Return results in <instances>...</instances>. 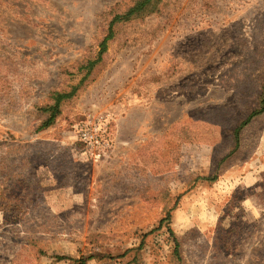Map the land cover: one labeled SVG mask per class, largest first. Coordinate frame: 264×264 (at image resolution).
Wrapping results in <instances>:
<instances>
[{"label": "rangeland", "instance_id": "374dc122", "mask_svg": "<svg viewBox=\"0 0 264 264\" xmlns=\"http://www.w3.org/2000/svg\"><path fill=\"white\" fill-rule=\"evenodd\" d=\"M131 2L0 0V264H264V0H159L80 70Z\"/></svg>", "mask_w": 264, "mask_h": 264}, {"label": "trees", "instance_id": "16d2710c", "mask_svg": "<svg viewBox=\"0 0 264 264\" xmlns=\"http://www.w3.org/2000/svg\"><path fill=\"white\" fill-rule=\"evenodd\" d=\"M159 0H132V2L124 9L119 11H114L111 16V20L108 24L107 29V35L100 43V51L98 52V56L96 57H90L88 62L86 64H83L80 66V70L87 69L88 73H91V71L94 69V67L101 61L102 56L104 52L107 50L108 43L110 40H112L116 35V30L120 24H122L125 21H129L136 17H143L145 15L151 14L152 12L157 10V3ZM78 86H75L70 91H56L53 93V101L50 102L48 105L42 107L43 114L45 117L42 118V124L38 128V130H42L45 128L50 127L54 124L57 117L59 116L61 112V106L64 100L70 99L75 95L77 92ZM262 107L258 110H255L248 118L247 121H245L243 124H241L236 130H235V136L238 141L241 129L244 125H246L250 119L256 115H259L260 113L264 112V90H263V97H262ZM214 179V178H213ZM165 220L169 222V218H165L161 221L160 226L163 225ZM170 232L173 234V230L169 228ZM179 243L177 242L175 246V250L178 253L179 249ZM74 264H89V258H80L78 260L74 261Z\"/></svg>", "mask_w": 264, "mask_h": 264}, {"label": "built area", "instance_id": "2783aa9c", "mask_svg": "<svg viewBox=\"0 0 264 264\" xmlns=\"http://www.w3.org/2000/svg\"><path fill=\"white\" fill-rule=\"evenodd\" d=\"M82 136H83V139L85 141H89L91 142L92 144H95V143H100L101 140L99 138V131L95 130V129H91L89 128V130L86 129V131L82 130ZM100 156V154H99Z\"/></svg>", "mask_w": 264, "mask_h": 264}]
</instances>
